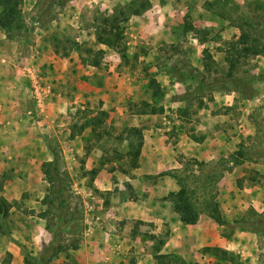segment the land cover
<instances>
[{
    "label": "rangeland",
    "instance_id": "374dc122",
    "mask_svg": "<svg viewBox=\"0 0 264 264\" xmlns=\"http://www.w3.org/2000/svg\"><path fill=\"white\" fill-rule=\"evenodd\" d=\"M133 1L138 0H23L20 5L23 29L19 36L8 38L10 48H2V51H9L7 58L17 55L11 61L39 69L57 89L62 87V79L54 80L52 72L57 70L54 63L41 66L49 48L56 60L64 62L71 56L78 58L83 66L80 75L86 71L82 70L84 68H97L102 84L112 73L109 63L115 59L121 62L117 70L123 76L135 77L142 84L137 98L130 95V99L120 102V110L126 108L127 114L117 118L113 130L105 128L102 131L103 137L115 139L113 144L110 143L115 151L105 158L106 162H116L120 171L126 173L135 170L127 155L128 142L121 141L125 137L123 129L128 126L143 130L142 126L133 124L134 115L149 116L147 122L153 119L151 115L155 114L135 113V105L149 102L157 106L162 103L160 106L164 111L157 115L167 116L173 163L160 174L145 176L142 184L158 186L157 189L164 186V196L156 199L167 202L170 210L178 215L166 199L169 193L180 189L175 175H200L201 167H204L199 163L220 166L226 170L225 174L216 182L215 188H209L206 196L220 203L225 224L220 225L210 217L211 210L203 204L201 191L197 194L201 217L194 225L183 223L180 235H171L173 229L168 224L157 230L152 222L118 220L114 216L115 208H108L109 205L114 200L135 201L137 198L128 184L121 190V184L125 183L121 176L112 177L110 190L93 187L96 174L84 170V156L92 145L88 144L86 152L81 155L77 152L81 150L79 144L71 141L81 135L82 125L89 116L78 107L72 114L70 109L63 113L67 121L59 118L57 122L61 127L51 135L47 134L45 144H42L52 158V151L59 154L61 172L68 176L69 191L64 195V207H70L69 213L47 210L43 199L49 184L44 174L39 190L25 189L20 199L11 202L4 197L7 174L0 175V201H5L9 207L6 214L0 216V264L13 261L7 244L19 242L15 240L18 237L21 239L17 245L22 264L27 257L43 262L50 255L43 251L50 245H57L63 238L68 239L67 244L78 243L79 249L74 254L80 264H219L218 259L207 252L209 247L235 253L242 264H264V53L256 56L250 52L246 58L239 57L238 52L244 45L239 43L242 31L237 25L248 22L258 28L259 22L264 20V0H149L151 8L147 11L151 14H160V8L166 10V19L174 23L178 42L155 49L143 43L135 31L142 26L140 16L146 11L132 16L127 24H121L124 27L121 31L123 40L118 46L98 43L97 31L102 25V17L113 15L117 8ZM204 17L210 21L216 18L220 24L199 20ZM225 26L232 32L224 36ZM110 31L113 32L109 35H113L114 29ZM248 33V47L254 46L256 41L261 48L264 47L263 38ZM184 41L188 47L183 45ZM195 43L201 45L194 47ZM12 46L18 48L16 54L11 52ZM40 55L43 59L38 61ZM6 56L0 54V64ZM232 58L237 59L236 66L230 64ZM95 60L100 62L99 66H94ZM230 73L233 78L229 77ZM191 74L198 80H191ZM85 77L79 79L84 82ZM152 78L160 87L164 86L162 91H154L149 86ZM181 78L185 80L181 81ZM236 84L242 88H235ZM227 85L231 87L230 91L220 89ZM113 87L108 84L105 87L107 97L105 95L104 103L99 101V112L108 113L117 108L119 95L124 94L115 92ZM61 91L70 95L66 86ZM231 91H235L236 96L233 105L228 106L224 103L228 99L226 94ZM104 104L107 106L103 110ZM113 104H116L114 108ZM181 136L192 142V146L176 148ZM80 145L86 146L85 142ZM11 169L15 171V167ZM45 212L49 214L48 219L42 216ZM63 259L62 253L52 264Z\"/></svg>",
    "mask_w": 264,
    "mask_h": 264
},
{
    "label": "crops",
    "instance_id": "0c3cea01",
    "mask_svg": "<svg viewBox=\"0 0 264 264\" xmlns=\"http://www.w3.org/2000/svg\"><path fill=\"white\" fill-rule=\"evenodd\" d=\"M149 11L140 16L143 23L135 31L137 37L147 46L152 45V49L162 47L165 44L178 42L175 39L177 38V32L173 28L174 23L166 19V10L160 8L161 15L158 13H154L153 15ZM199 20L203 22L210 21L206 20L205 17ZM217 20L216 18L211 19L210 23L220 24V21L217 23ZM182 22L183 20L181 19ZM200 26H203L202 28L206 27L204 25ZM2 31L0 29V54L2 56L5 54L6 56L10 55L7 53L9 51L4 52L5 50L2 51V48L8 50L11 40ZM231 32L225 26L222 34L225 36ZM181 37L184 39L183 34ZM195 44L194 47L201 45ZM183 45L188 47L185 41ZM12 47L11 52L16 54L15 52H17L18 48ZM53 54L49 48L48 54L43 55L44 59L40 55L38 61L43 59V61L41 60L43 62H41V66L42 64L44 66L45 63H54L57 70L52 72V76L54 80L62 79L60 81L62 87H58L59 89H57L54 86V94L49 99H46L43 109H40L36 104L29 81L26 78L19 77L18 72H16V70L22 67L17 61H11L17 55H12L8 58L6 56L5 59L2 58V64H0V175L7 174L4 185L7 193L4 194V197L9 202L20 199L22 191L25 189L30 191L40 189V185L43 182L42 164L44 161H51L53 159L50 151L44 150L42 144H45V136L47 134L51 135L56 129L61 127L57 121H59V118L61 120L65 119L63 116L64 112L70 109L69 112L72 114L74 109L80 107L83 111H86L85 114H89V119L96 116L100 110L99 101L101 100L104 103L106 100L105 87L107 84L109 86L113 85L115 92H121L124 95H119L117 108L115 109L116 104H113L112 107L114 109L108 111L109 118L106 120L105 126L102 125L97 128V133H99L104 130V127L108 130H113L117 118L127 114V111H125L127 110L126 108H121V110L119 108L121 101L130 99L131 96L133 98L139 96V87L142 83H139L135 77L129 78L123 76L124 74L117 70L121 62H118L116 59L113 63H109L112 73L106 76V84H102V81L99 80L100 73L97 68L92 66L88 70L84 68L82 70L86 71L80 75L79 71L83 66L78 58L71 56L63 62V60H56L55 54ZM73 69L76 71L73 72ZM81 76H86L84 82L79 79ZM157 76L156 78L161 81ZM48 79L51 81L50 75ZM65 86L70 89V95H66V91H61V89H65ZM110 89L112 90V88ZM183 92H186V89ZM262 93L264 94V91ZM235 96V91L226 94L228 101L226 100L224 104L232 106L235 101ZM165 104L164 106L167 109ZM160 105L162 103L158 106ZM106 106L104 104L102 109L104 110ZM151 116L153 119L147 122L149 116L134 115L135 121L133 124L138 127H143L144 144L140 156L139 168H135L130 173L120 171L116 162L112 164L106 162L105 158L115 151L110 146V143L113 144L115 142L112 136L111 138L104 136L101 139L91 138L90 133L93 128L88 127L84 130L82 129L81 135L78 134L71 138V141L74 144H79L81 150L78 149L77 152L81 155L82 152L83 154L86 152L85 147L88 144L92 145L87 151L86 156H84V170L90 173L98 169L93 187L100 190H110L112 177L121 176L123 177L122 181L125 182L121 184V190L127 184L132 189L131 191L137 200H114L108 207L115 208L116 212L114 216L118 220L152 222L155 224L157 230L164 227L163 224H168L169 228L173 229L171 235H180V231L183 230V222H181L178 215L170 210V205L168 207L167 202L156 199L164 196V186L162 185L163 187L157 189L158 186L154 187L151 184H142L145 176L160 174L162 170L167 169L173 163V157H170L169 151L172 143L168 142L167 136V131L169 130L167 116L164 114L162 116L157 114ZM71 118L75 120V118ZM65 120L67 121V117ZM82 142H85L86 146L80 145ZM210 144L214 145V142ZM215 144H218V141L215 140ZM182 145L192 146V142L184 140V136H181V140L178 141L175 147L182 148ZM14 167L15 171L12 172L11 168ZM102 213L104 212L102 211ZM15 240L21 242L20 237ZM19 242H9L7 244V250L13 254V261L10 264L23 263L19 244L17 245Z\"/></svg>",
    "mask_w": 264,
    "mask_h": 264
},
{
    "label": "trees",
    "instance_id": "16d2710c",
    "mask_svg": "<svg viewBox=\"0 0 264 264\" xmlns=\"http://www.w3.org/2000/svg\"><path fill=\"white\" fill-rule=\"evenodd\" d=\"M23 0H0V29L3 30L9 38H14L19 36L20 31L23 29L22 18H21V9L20 5ZM151 8V3L149 0H138L133 1L125 6H121L114 11L113 15L103 16L102 17V25L98 26L97 31V42L100 44H106L110 47H116L119 43L122 42V29H124L123 25L127 24L132 16H139L145 13L147 10ZM239 29L242 31V35L239 39V43L244 45V48L241 52H238L239 57L246 58L250 52H253L254 55L258 56L264 53V47H260L258 42L256 41L255 45L251 48L248 47V43L250 41V33H256L257 36L263 38L264 40V20L263 22H259L258 28L251 25L248 22H243L237 24ZM114 29L113 35L111 34ZM254 48V49H252ZM236 52V51H234ZM99 54H103V51H99ZM125 58V55L124 57ZM230 64L232 66H236L238 61L235 58L229 59ZM94 66H99L100 62L95 60L93 62ZM207 65H205V68ZM231 74V73H230ZM233 78L231 74L229 76ZM191 80L197 81L198 77L196 75L191 74L189 76ZM181 81H184L185 78H181ZM154 91H162L160 84L155 78L150 79L149 85ZM231 90V87L227 85V87H220V89ZM235 88H242L240 85L236 84ZM137 106V114H157L162 113L164 111L162 106L157 107L154 103L142 102ZM150 107V109H149ZM109 114L105 111L99 112L96 116L92 118H88L86 123L82 125V129L91 127L93 130L91 131V138L96 136L98 139L103 137L102 132L97 133V128L102 125L105 126V122L108 119ZM105 129V127H104ZM125 133V137L121 139L122 142H128V152L127 155L130 157L131 167L137 168L140 163V156L144 144V134L143 130L137 127H128L125 126L123 129ZM53 159L51 161L44 162L42 164V171L45 176V181L49 184V189L46 196L43 199L44 204L47 206V210L51 213L54 210H63L64 213H69L70 207H64L66 200H64V195L68 189V180L67 174L61 172L60 169V159L59 154L56 151H52ZM241 157H245L244 154L241 153ZM201 166L200 175H187L186 177H181L179 175H175L177 178V183L180 189L177 192H171L166 197L169 200L174 208V211L179 215L181 221L187 225L196 224L202 214L201 209L198 204V195L199 191L203 193L204 199L203 204L211 210L210 217L215 220L220 225L225 224V219L220 209V203L217 202L213 197L207 199L206 194H208L209 188L216 185V182L219 181L223 176L224 172L220 166H214L204 163H199ZM222 170V171H221ZM188 171V170H187ZM228 171V170H227ZM92 174H97L98 169L93 170ZM215 188V187H214ZM9 210L7 203L5 201H0V216H4L6 212ZM48 213L45 212L42 216L48 219ZM48 221V220H47ZM69 222V221H68ZM50 227V225H48ZM67 232H71L68 229ZM68 239H59L57 245L48 246L43 252L50 254L48 257L44 258V261L36 259H26L25 264H52V262L60 258L63 253L64 259L58 264H80L74 254L78 249V243L72 242V244H67ZM207 252H211L213 256H215L219 264L222 262H226L228 264H242L240 261V257L233 252L228 250H224L219 247L206 248Z\"/></svg>",
    "mask_w": 264,
    "mask_h": 264
},
{
    "label": "built area",
    "instance_id": "2783aa9c",
    "mask_svg": "<svg viewBox=\"0 0 264 264\" xmlns=\"http://www.w3.org/2000/svg\"><path fill=\"white\" fill-rule=\"evenodd\" d=\"M19 77L26 78L30 81L31 91L36 104L40 109L44 108L45 101L54 94V86L39 69L33 67L22 66L18 70Z\"/></svg>",
    "mask_w": 264,
    "mask_h": 264
}]
</instances>
